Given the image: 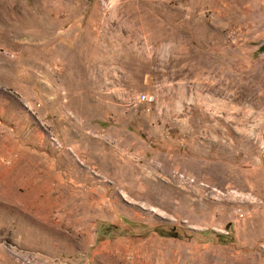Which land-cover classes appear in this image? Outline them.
Returning a JSON list of instances; mask_svg holds the SVG:
<instances>
[{
	"label": "rangeland",
	"instance_id": "rangeland-1",
	"mask_svg": "<svg viewBox=\"0 0 264 264\" xmlns=\"http://www.w3.org/2000/svg\"><path fill=\"white\" fill-rule=\"evenodd\" d=\"M262 45L264 0H0V264H264Z\"/></svg>",
	"mask_w": 264,
	"mask_h": 264
},
{
	"label": "crops",
	"instance_id": "crops-1",
	"mask_svg": "<svg viewBox=\"0 0 264 264\" xmlns=\"http://www.w3.org/2000/svg\"><path fill=\"white\" fill-rule=\"evenodd\" d=\"M21 124H17L14 127L8 128L10 130V133L13 134H18V135H25L26 133L22 132V130L19 129V125L25 124L28 122H25V117L23 115V117H21ZM25 125L21 126V129H25ZM19 129V133H16L15 130ZM20 146V145H19ZM6 152L7 155H9L11 158H16V161H20L21 159L25 160L27 162V160L31 157V156H36L38 158L41 159V156L39 157L37 155V150L35 149V147H2V149L0 150V153ZM45 162L47 161V159H42ZM29 163V162H28ZM30 164V163H29ZM31 166L34 167V165L30 164ZM8 174V173H7ZM9 175V174H8Z\"/></svg>",
	"mask_w": 264,
	"mask_h": 264
},
{
	"label": "trees",
	"instance_id": "trees-1",
	"mask_svg": "<svg viewBox=\"0 0 264 264\" xmlns=\"http://www.w3.org/2000/svg\"><path fill=\"white\" fill-rule=\"evenodd\" d=\"M257 51L264 54V45L258 47ZM197 234L206 235V234H208V232L202 231V232H197ZM215 237H216V240H217V242L219 244H225L227 242V240L225 239V237H223L221 235H215Z\"/></svg>",
	"mask_w": 264,
	"mask_h": 264
},
{
	"label": "built area",
	"instance_id": "built-area-1",
	"mask_svg": "<svg viewBox=\"0 0 264 264\" xmlns=\"http://www.w3.org/2000/svg\"><path fill=\"white\" fill-rule=\"evenodd\" d=\"M140 100H141L142 102L149 103V102L152 100V97H150V96H148V95H142V96L140 97Z\"/></svg>",
	"mask_w": 264,
	"mask_h": 264
}]
</instances>
